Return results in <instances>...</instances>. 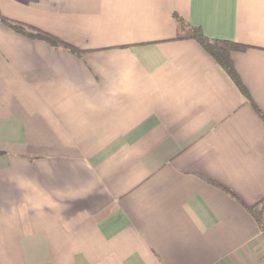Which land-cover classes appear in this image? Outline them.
Masks as SVG:
<instances>
[{"label": "crops", "instance_id": "1", "mask_svg": "<svg viewBox=\"0 0 264 264\" xmlns=\"http://www.w3.org/2000/svg\"><path fill=\"white\" fill-rule=\"evenodd\" d=\"M0 264H264V124L173 15L249 47L264 114V0H0ZM238 197L232 198L226 191Z\"/></svg>", "mask_w": 264, "mask_h": 264}, {"label": "trees", "instance_id": "2", "mask_svg": "<svg viewBox=\"0 0 264 264\" xmlns=\"http://www.w3.org/2000/svg\"><path fill=\"white\" fill-rule=\"evenodd\" d=\"M173 19L176 22L177 35L175 40H192L196 42L203 50L212 58V60L218 65L222 71L229 77L232 84L236 87L238 92L246 99L252 110L260 118L264 124V114L256 106V104L250 98L249 92L246 86L243 84L242 80L236 73L234 65L232 62V55L235 53H243L249 49V47L234 43L232 41L226 40H213L206 37L200 28L191 27L187 25L180 17L173 15ZM0 24L12 31L13 33L20 35L29 40L38 41L46 44L54 50L65 51L75 57L80 58L83 51L61 41L60 39L41 31L35 27L29 26L27 24L10 20L0 14ZM225 191L236 201L238 197L231 193L230 191ZM246 210L253 214L258 225L262 227V210L264 208V198L259 201L254 206L245 207Z\"/></svg>", "mask_w": 264, "mask_h": 264}]
</instances>
